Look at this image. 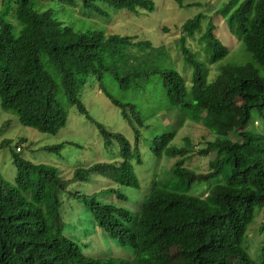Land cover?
<instances>
[{
  "label": "trees",
  "instance_id": "trees-1",
  "mask_svg": "<svg viewBox=\"0 0 264 264\" xmlns=\"http://www.w3.org/2000/svg\"><path fill=\"white\" fill-rule=\"evenodd\" d=\"M57 2L70 8L77 5L74 0ZM232 3L224 10L227 30L244 44L253 63L221 65L212 85L219 93L238 99L237 125L228 132L222 128L226 124L214 119L215 113L211 112L212 123L206 129L210 139L206 141L201 136L200 143L205 145L197 152L190 148L188 137H180L178 145L171 144L172 134L155 137L153 156L176 158L172 178L166 184L153 185L136 215L123 207L96 201L103 194H115L121 199V187L139 188L132 160L142 164L138 141L141 129L147 127L136 106L112 97L104 87V80L115 81L120 90L134 92H143L151 84L150 88L157 87L162 103L182 116L187 110L192 112L194 101L206 88L205 63L185 46L182 37V57L192 71L189 84L170 68L119 75L100 60V50L118 52L120 46L149 49V42H135V37L106 35L97 30L74 31L59 21L51 9L35 10L30 0H16L15 20L20 25L17 34L13 25L0 17V107L3 110L15 115L23 126L55 135L67 123L65 104L75 106L78 113L88 117L78 94L89 78H95L98 90L121 110L131 127L133 148L121 134L106 131L96 123L105 146H110L112 140L118 142L121 159L75 169L70 181L86 182L92 175H99L116 186L85 197L84 202L107 235L135 252L133 260L86 257L63 235L62 229L49 224L44 212L48 207L60 211V193L65 191L66 182L60 180L54 167L37 165L17 155L13 157L18 170L14 184L0 177V264H258L242 244L256 211L262 210L264 215V132L254 134L247 130L253 113H258L264 121V76L254 65L264 67V0ZM77 6L101 18L108 15L107 7L132 13L152 12L155 8L151 0H79ZM90 13L88 16H93ZM200 23V15L195 16L182 24V31L191 37L200 29ZM201 41L212 65L228 53L211 24L205 28ZM217 122L220 128L215 126ZM212 134L222 137L224 145L218 144L219 139L211 137ZM229 134L235 142L227 140ZM7 144L4 141L1 146ZM194 153L204 156L214 153L207 172L184 165ZM220 177L219 183L208 187L213 190L211 203L202 195L171 190L173 185L188 188ZM259 231L264 232V222Z\"/></svg>",
  "mask_w": 264,
  "mask_h": 264
},
{
  "label": "rangeland",
  "instance_id": "rangeland-1",
  "mask_svg": "<svg viewBox=\"0 0 264 264\" xmlns=\"http://www.w3.org/2000/svg\"><path fill=\"white\" fill-rule=\"evenodd\" d=\"M30 1L37 11L51 9L59 21L74 31L97 30L106 35L135 37V42H149V49L120 46L118 52L105 48L100 50V60L119 75L132 71L170 68L177 71L189 84L192 71L182 57L180 49L182 37H185V46L196 53L207 67V83L202 96L194 101L192 112L187 110V114L182 116L180 115L182 113H175L174 108L172 110L162 103L157 87L150 88L151 84L145 87L143 92H134L120 90L115 81L107 78L104 80V87L112 97L136 106L142 123L147 127L141 129L138 141L142 164L137 165L136 161L132 160L139 188H119L121 199L115 194L97 196L96 201L100 204L122 206L137 214L153 185L166 184L172 178L171 173L176 158L154 157L152 147L155 137L172 134V145H178L180 137H188L192 143L190 148H193V152H197L205 145L200 143L201 136H205L206 141L210 139V132L206 129L212 123L209 118L211 112L215 113L212 115L214 119L226 124L223 129L226 128L229 132L236 127L238 99L219 93L212 85V81L221 65L240 66L253 63V58L246 51L244 44L229 34L226 26L227 14H224V10L232 6L233 1L238 5L243 0H151L155 5L152 12L140 10L138 13H132L107 7L108 15L105 18L95 16L83 7L79 8L77 6L79 0H74L77 5L71 8L60 4L57 0ZM15 6L16 0H0V17L9 21L13 25L14 34H17L20 25L15 20ZM89 13L93 16H88ZM198 15L201 17L200 29L195 31L193 36L188 37L181 26L185 21ZM209 24L213 25L215 36L228 50L227 55L213 65L208 62L201 41V36ZM254 65L259 74L264 76V67L256 63ZM78 99L84 104L88 117L78 113L75 106L65 104L67 123L55 135L41 133L21 125L15 115L0 107V177L14 184L18 170L13 157L17 155L37 165L54 167L60 180L66 182V186L65 191L60 193L62 197L60 211L56 207H48L44 210L49 224L55 229H62L63 235L73 241L86 257L133 260L135 255L133 248L122 247L116 239L107 235L91 216L84 202L85 197L96 195L107 187L116 188V186L99 175H92L86 182L70 181L75 169L87 168L98 162H113L121 159L118 142L112 140L110 146H105L104 137L96 123L106 131L121 134L130 143L131 148L134 144L133 131L122 116L121 110L98 90L95 78L87 80L80 89ZM198 114H201V117ZM203 118L208 119L203 122ZM183 122L184 124L181 125ZM263 125L264 121L259 114L253 113L247 130L254 134L264 132ZM215 126L220 128L218 122ZM211 137H216L219 139L218 144L224 145L221 142L222 137L215 135ZM227 140L235 142L236 139L229 134ZM4 141L8 144L1 146ZM52 147L55 148L51 149ZM213 154L206 156L191 154L184 165L201 173L207 172L208 163L214 159ZM221 179L220 177L208 182L195 183L188 188L179 189L173 185L171 190L195 196L202 195L205 201L211 203L213 190H208V187L219 183ZM203 191L206 192L203 194ZM262 222H264L263 211L258 209L247 226L242 244L258 264H264V232L259 231Z\"/></svg>",
  "mask_w": 264,
  "mask_h": 264
},
{
  "label": "clouds",
  "instance_id": "clouds-1",
  "mask_svg": "<svg viewBox=\"0 0 264 264\" xmlns=\"http://www.w3.org/2000/svg\"><path fill=\"white\" fill-rule=\"evenodd\" d=\"M119 201H121V200H119ZM143 203V202H142ZM109 205H112V204H109ZM142 205V204H141ZM119 207H122V206H119ZM124 208V207H123ZM126 209V208H125ZM140 209H141V206H140V208H139V211H137L136 213H140ZM128 210V209H127ZM129 212H131L130 210H128ZM132 213V212H131ZM133 214V213H132ZM133 215H136V214H133ZM260 228V227H259ZM114 259H116V258H114Z\"/></svg>",
  "mask_w": 264,
  "mask_h": 264
}]
</instances>
